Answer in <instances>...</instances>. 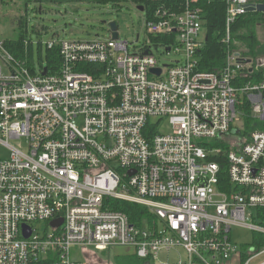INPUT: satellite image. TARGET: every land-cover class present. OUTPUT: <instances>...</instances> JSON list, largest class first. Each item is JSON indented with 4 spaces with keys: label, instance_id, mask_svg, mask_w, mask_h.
Listing matches in <instances>:
<instances>
[{
    "label": "built area",
    "instance_id": "obj_1",
    "mask_svg": "<svg viewBox=\"0 0 264 264\" xmlns=\"http://www.w3.org/2000/svg\"><path fill=\"white\" fill-rule=\"evenodd\" d=\"M197 1L148 11V41L139 53L130 48L140 35L130 44L114 40L110 30L104 41L39 43L41 60L44 51L57 56L35 69L34 42L26 39L21 60L0 40V142L10 152L0 160V264L48 258L86 264L75 250L85 256L114 247L129 248L146 264H172L171 253L180 249L186 256L178 253L173 264H230L242 257L234 227L264 236L258 223L264 210V56L246 57L232 47L233 27L252 4L221 0L226 66L208 73L199 65L207 37L201 41L205 19ZM153 43L176 58L161 64ZM156 69L161 73H152ZM246 107L259 128L244 137ZM164 124L170 133L161 132ZM229 138L236 139L227 153L236 189L223 192L221 167L211 160L221 149L208 144ZM21 140L27 152L10 143ZM108 199L143 206L156 221L139 228L112 211ZM57 220L63 223L52 226ZM41 223L47 224L43 233L35 228ZM247 254L241 264L264 248Z\"/></svg>",
    "mask_w": 264,
    "mask_h": 264
},
{
    "label": "rangeland",
    "instance_id": "obj_2",
    "mask_svg": "<svg viewBox=\"0 0 264 264\" xmlns=\"http://www.w3.org/2000/svg\"><path fill=\"white\" fill-rule=\"evenodd\" d=\"M92 0H0V40H13L17 37L21 26H25V19L27 18V36L28 42H34V49L36 51V60L33 66L38 69L43 62L48 63V53L44 51L43 60L39 54V43L47 44L51 40L66 41V42H87L96 40L110 39L109 23L116 22L119 26V38L122 41H127L130 44L136 41L140 35L138 46H132L131 52H141V48L148 41L147 32L145 31V19L147 18L148 10H153L150 7L147 11L141 12L138 7L132 2L122 4L119 8L112 5H99L91 2ZM6 2V3H4ZM206 24V23H205ZM201 31V41L207 37V28ZM25 29V28H24ZM23 29V30H24ZM257 36L261 44L264 46V24L257 27ZM26 36H25V54L26 51ZM153 53L157 58H162L161 64L168 63L169 60H174L176 56L167 58L163 55V48L157 43L151 45ZM239 52L244 51L241 43L237 45ZM181 54L184 53L180 48ZM28 57L30 55L28 54ZM25 60V58H21ZM168 125V123H165ZM164 124L160 129L164 134L171 131L169 127ZM0 140L2 135L0 134ZM224 144L230 147L235 144L236 139L229 138L223 140ZM21 146L27 152V141L21 140L17 142H10ZM10 152L0 142V160L9 159ZM220 201L219 198L215 202ZM35 228L40 232H45L47 224H35ZM163 230V226H160ZM256 234L252 230L245 227H234L232 230V240L237 246V251L240 252L243 245H252L256 239ZM259 236V235H258ZM183 257L185 253L180 249ZM133 251L129 248L114 247L109 251L93 252L88 251L85 256L79 254L75 250V257L82 259L86 264H115V258L121 256L132 255ZM134 255V254H133ZM178 253L173 251L170 260H177ZM163 261L168 260L165 253L160 255ZM264 262V254H260L251 260L250 264H261ZM173 264V262H171Z\"/></svg>",
    "mask_w": 264,
    "mask_h": 264
},
{
    "label": "trees",
    "instance_id": "obj_3",
    "mask_svg": "<svg viewBox=\"0 0 264 264\" xmlns=\"http://www.w3.org/2000/svg\"><path fill=\"white\" fill-rule=\"evenodd\" d=\"M185 1L186 0H92L91 2L103 6L112 5L115 8H119L124 3L132 2L138 8L143 7L147 11L150 9V7L155 8L156 6L162 4L173 6L176 3H185ZM250 3L264 4V0H250ZM196 7H199L203 10L206 23L205 27L208 30L207 39L199 57L200 71L219 73L226 66V57L224 54L225 46L222 44V38L225 33L226 7L221 0H198ZM262 23L264 24V13L249 12L246 15L240 17L233 27V36L235 41L232 46L233 49L239 51L237 49V45L241 43L244 47V51L241 53L244 56L250 58L264 56V46L259 41L256 30L259 25H262ZM20 29L21 30L18 31V35L15 39L3 40L5 42L6 48L17 59L25 58V36L28 38L27 18L25 19V26H21ZM159 40L160 39H154V41ZM32 51L33 48L30 47V65L33 64V59L31 58ZM47 53L48 63L52 64L54 61L53 58L57 56V52L47 51ZM244 124L245 129L240 133V135L244 137L250 134L251 131L255 130L256 128H259V122L253 118L249 107H246ZM208 145L211 147V149H221L220 154L211 156V160L219 163L221 167L219 189L223 192H232L236 188L229 182L227 173V153L229 152L230 148L221 140H215ZM107 201L111 202L110 208L112 211L124 213L128 216L130 222L139 228L150 227L156 221L155 216L143 206L113 199H108ZM258 218L259 225L264 227V210H258ZM258 235L256 236V239L252 245L250 244L242 246V263H244L249 258V255L247 254L248 249L254 248L256 252H259L264 248V236ZM133 254L129 256L116 257L115 264H146V262L139 259L134 252ZM33 264H54V260L48 258L47 260H41L34 262Z\"/></svg>",
    "mask_w": 264,
    "mask_h": 264
},
{
    "label": "water",
    "instance_id": "obj_4",
    "mask_svg": "<svg viewBox=\"0 0 264 264\" xmlns=\"http://www.w3.org/2000/svg\"><path fill=\"white\" fill-rule=\"evenodd\" d=\"M139 11L141 12H144L145 9L143 7L141 8H138ZM248 12H258V13H264V4H252V5H249L248 8H247ZM109 27H110V30L113 31V39L114 40H117L118 39V25L116 22H111L109 23ZM137 41H138V38H137ZM147 55V53L145 54ZM152 73H157V74H160L161 73V70L159 69H156V70H153ZM240 132L239 131H236V130H233L232 131V134L233 135H236V134H239ZM202 185H205V184H202ZM63 223L62 220H57L55 222L52 223V226H60L61 224ZM31 235V231L28 229V228H25V237L26 238H29Z\"/></svg>",
    "mask_w": 264,
    "mask_h": 264
},
{
    "label": "crops",
    "instance_id": "obj_5",
    "mask_svg": "<svg viewBox=\"0 0 264 264\" xmlns=\"http://www.w3.org/2000/svg\"><path fill=\"white\" fill-rule=\"evenodd\" d=\"M177 253H179V254L182 255V253H180V250H178ZM182 256H183V255H182ZM170 261H171V260H170ZM171 262L175 263V262H176V259L173 260V261H171ZM196 264H202V263L198 262V263H196ZM230 264H241V261H240V259H239V256L234 257V259L232 260V262H231Z\"/></svg>",
    "mask_w": 264,
    "mask_h": 264
}]
</instances>
